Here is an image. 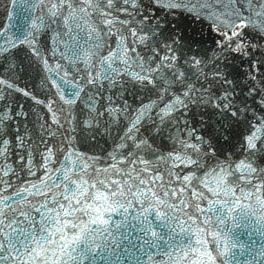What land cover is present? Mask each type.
<instances>
[{"label":"snow or ice","instance_id":"1","mask_svg":"<svg viewBox=\"0 0 264 264\" xmlns=\"http://www.w3.org/2000/svg\"><path fill=\"white\" fill-rule=\"evenodd\" d=\"M0 264H264V0H0Z\"/></svg>","mask_w":264,"mask_h":264},{"label":"water","instance_id":"2","mask_svg":"<svg viewBox=\"0 0 264 264\" xmlns=\"http://www.w3.org/2000/svg\"><path fill=\"white\" fill-rule=\"evenodd\" d=\"M108 259V257H105V260H107Z\"/></svg>","mask_w":264,"mask_h":264}]
</instances>
